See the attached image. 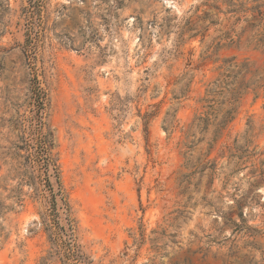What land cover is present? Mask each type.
<instances>
[{"label": "rangeland", "instance_id": "obj_1", "mask_svg": "<svg viewBox=\"0 0 264 264\" xmlns=\"http://www.w3.org/2000/svg\"><path fill=\"white\" fill-rule=\"evenodd\" d=\"M53 187L93 264H264V0H0V264Z\"/></svg>", "mask_w": 264, "mask_h": 264}, {"label": "trees", "instance_id": "obj_2", "mask_svg": "<svg viewBox=\"0 0 264 264\" xmlns=\"http://www.w3.org/2000/svg\"><path fill=\"white\" fill-rule=\"evenodd\" d=\"M37 96L40 105L38 110L37 122L38 131L36 134L35 142L29 148L33 149L34 154L41 157V162L45 168L47 182L49 183V172L51 166H57L51 162L52 159L50 149L52 146L49 135L43 132V110L45 109V93L42 90L33 92V97ZM225 126V125H224ZM52 163V164H51ZM55 176L58 178L57 182L60 185L57 167L53 169ZM51 201L50 213L43 215V225L48 234L49 242L51 243V251L47 258H43L40 264H49L50 260L58 259L62 264H93L90 257H88L82 250V247L77 241L76 237V224L72 218L71 206L60 187L58 190L55 188L50 189ZM65 215V217H63Z\"/></svg>", "mask_w": 264, "mask_h": 264}]
</instances>
